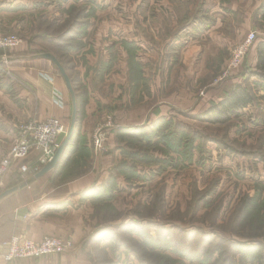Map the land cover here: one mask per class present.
Instances as JSON below:
<instances>
[{"label":"rangeland","instance_id":"1","mask_svg":"<svg viewBox=\"0 0 264 264\" xmlns=\"http://www.w3.org/2000/svg\"><path fill=\"white\" fill-rule=\"evenodd\" d=\"M263 2L34 0L31 33H7L22 42L0 57L15 58L22 48L30 58L51 53L77 91L84 135L78 132L70 146L92 153L80 150L70 177L92 170L100 157L113 158L106 191L93 190L106 195L93 203L99 224L83 244L92 264H206L210 252L212 264H245L232 251L233 239L256 232L264 243V208L253 223L237 214L243 198L264 194V83L254 76ZM250 33L256 41L229 69L233 50ZM16 63L1 70L12 87L23 67L62 79L49 61ZM236 85L254 95L251 106L222 124L197 119ZM84 120L90 134L82 131ZM21 123L8 129L0 121V129L15 132ZM125 126L144 127L148 140L119 141L115 130ZM98 131L103 151L93 145ZM84 162L86 169H77ZM32 260L38 259L16 261Z\"/></svg>","mask_w":264,"mask_h":264},{"label":"crops","instance_id":"2","mask_svg":"<svg viewBox=\"0 0 264 264\" xmlns=\"http://www.w3.org/2000/svg\"><path fill=\"white\" fill-rule=\"evenodd\" d=\"M32 4L34 0H0V34L19 33L26 36L28 32L31 33L30 16L34 18L30 11ZM255 55L256 64L257 53ZM15 58L32 60L25 55L24 48ZM14 74L18 82L13 87L20 104L0 89V107L3 108L0 109L6 113V117H3L0 111V121L7 124L8 129L14 123L30 119L44 121L54 118L64 126L68 123L72 102L63 79L33 67L19 68ZM81 128L87 132L86 120ZM79 134L84 135L83 132ZM16 135V128L15 132L0 129V162L8 154ZM71 149L68 146L54 170L0 201V264H12L1 257L6 254V249H2L1 245L15 235L36 242L46 236L71 239L74 242L73 249L65 254L28 261L29 264H92L89 255L83 250V244L96 231L99 223L94 214V201L88 199L87 191L107 181L109 175H112L109 173V165L113 158L100 157L92 170L70 177L73 170H76L74 166L77 160L81 159L80 145L73 151ZM33 160L34 157L29 159V170L22 173L20 168L25 160L15 159L8 174L1 180L0 193L29 181L40 172L43 167ZM85 162L89 163L87 160ZM84 163L77 169H86ZM22 210H25L23 214L20 213ZM106 229L109 230L108 227ZM15 264H19L18 261Z\"/></svg>","mask_w":264,"mask_h":264},{"label":"built area","instance_id":"3","mask_svg":"<svg viewBox=\"0 0 264 264\" xmlns=\"http://www.w3.org/2000/svg\"><path fill=\"white\" fill-rule=\"evenodd\" d=\"M256 34L250 33L246 40L233 50L229 59L228 68H237L242 64L249 49L256 41ZM21 39L16 35L0 34V51L12 50L21 44ZM111 125V124H110ZM17 135L8 154L0 163V180L9 172L13 161L21 158L25 163L21 166V172L29 170L28 161L34 157L33 162L41 167L47 165L62 144L67 135L65 126L56 119L46 121H28L16 127ZM104 134L101 131L94 134V148L97 151L104 150ZM2 182H0V185ZM74 242L56 236H46L40 242L33 241L22 235H15L9 241L2 243L1 248L6 249V254L1 256L11 263L21 259H39L49 256H57L71 251Z\"/></svg>","mask_w":264,"mask_h":264},{"label":"trees","instance_id":"4","mask_svg":"<svg viewBox=\"0 0 264 264\" xmlns=\"http://www.w3.org/2000/svg\"><path fill=\"white\" fill-rule=\"evenodd\" d=\"M259 11L262 12L264 15V2L260 6ZM68 31H73V30L70 29ZM83 47L78 46L74 48L73 46V49L80 50V48L82 49ZM256 53H257L256 64H255L256 71L254 72V76L258 77L264 83V41L260 42L257 45ZM17 64L18 63H11L9 65H17ZM4 65L5 64L0 65V89H3L6 92H8L11 95L12 99L15 100L16 99L15 91L13 90L12 84H10L9 82H4V78L2 77L4 76V74H1V70ZM75 93H76V98H77L78 114H79V111H80L79 110V96L76 90H75ZM254 101H255L254 95L251 94L249 90H247L246 88H243L240 85H236L226 94L225 98L222 101L213 105L207 111L197 115V119L201 121H206L208 123H213V124L226 123L233 116L238 115L239 111L244 110L248 108L249 106H251L254 103ZM78 117L79 116H77V125H76L75 135L70 145L74 142V139L77 137L78 132H80ZM115 134H116L117 139L123 142L127 139H131L137 142L148 140L147 130L141 126L118 127L115 130ZM81 149L83 151L90 152V149L88 146H82L80 150ZM108 183H109V180L106 183L101 184L100 186H95V188L88 190L87 191L89 195L88 199H91L92 201L96 202L97 200H99V198L105 196L106 194H104L103 192L100 193V191L95 192L93 190H105V187L106 189L108 187L107 186ZM263 208H264V194H261V192H259V195H257L256 198H246V199L243 198V204H241V206L237 210V214L240 212L238 218L241 221H244V222L247 221L249 223H253V221H256V218L258 220L259 218L262 217L260 214V211ZM263 217H264V214H263ZM259 237H262V234H258L255 232L251 234L250 236L246 235L245 238L247 240L238 241V240L233 239V242L231 243L232 251L233 253L236 254V256L239 257L241 262L245 264H264V243L258 240ZM98 238L100 242L104 240V239H101L100 236H98ZM149 239L153 240L151 235ZM127 250L129 253L131 249L128 247ZM212 255L213 253L210 252L208 256H205L204 261L206 262V264L212 262ZM194 259L195 258L191 257L192 261ZM170 263L171 261H166V262L162 260L157 261V264H170ZM142 264L144 263L142 262Z\"/></svg>","mask_w":264,"mask_h":264},{"label":"water","instance_id":"5","mask_svg":"<svg viewBox=\"0 0 264 264\" xmlns=\"http://www.w3.org/2000/svg\"><path fill=\"white\" fill-rule=\"evenodd\" d=\"M30 59H32V60L42 59L45 61H49V62L53 63L54 66L57 68V70H58L59 74L61 75L62 79L64 80L66 87L69 91V94L71 96V102H72L71 123H70V127H69V130H68V133H67L65 139L63 140L62 144L60 145V147L56 151L52 160L47 165H45L42 168V170L40 172H38L29 181H27L21 185L14 186L13 188H10V189L2 192L0 194V201L3 200L4 198H6L7 196L17 192L18 190L22 189L23 187L30 185L35 180L45 176L50 171L54 170L58 166L59 162L62 160V158L66 152V149L70 145V143H71V141L75 135V131H76L77 116H78L77 98H76V93H75L71 78L68 75L66 69L63 67V65L57 59V57H55L51 53H44L41 55H35V56H32ZM20 61H22L21 58H3V57H0V65L11 64V63H16V62H20ZM24 212H25V210H22L20 213L23 214Z\"/></svg>","mask_w":264,"mask_h":264},{"label":"bare ground","instance_id":"6","mask_svg":"<svg viewBox=\"0 0 264 264\" xmlns=\"http://www.w3.org/2000/svg\"><path fill=\"white\" fill-rule=\"evenodd\" d=\"M246 40V39H245Z\"/></svg>","mask_w":264,"mask_h":264}]
</instances>
